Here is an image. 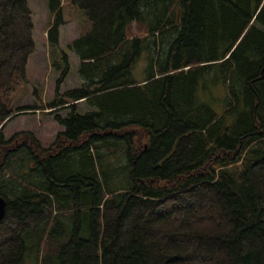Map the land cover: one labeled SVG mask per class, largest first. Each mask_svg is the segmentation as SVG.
I'll return each mask as SVG.
<instances>
[{"label":"trees","instance_id":"obj_1","mask_svg":"<svg viewBox=\"0 0 264 264\" xmlns=\"http://www.w3.org/2000/svg\"><path fill=\"white\" fill-rule=\"evenodd\" d=\"M45 1L57 46L63 3ZM69 1L90 23L69 45L82 87L59 94L63 56L53 100L13 110L34 25L0 0V264H264V0ZM63 108L46 149L4 136Z\"/></svg>","mask_w":264,"mask_h":264},{"label":"rangeland","instance_id":"obj_2","mask_svg":"<svg viewBox=\"0 0 264 264\" xmlns=\"http://www.w3.org/2000/svg\"><path fill=\"white\" fill-rule=\"evenodd\" d=\"M62 18L64 24L59 28V46L49 45L47 41V31L51 25V16L48 12L45 0H28V7L31 11L34 25L33 40L35 51L30 55L26 66L27 83L20 81L14 87L10 95L9 107L17 110L19 107L32 106L49 103L55 96L56 82L61 76V71L65 67L63 56H66L68 74L59 87V94H64L69 90L79 89L83 85L77 73L79 60L69 48L71 42L84 34L90 28L87 17L69 0H62ZM143 28L132 23L127 30L128 38L144 36ZM59 66V68L54 67ZM146 58L142 55L133 65L131 75L136 81H142L145 75ZM36 90V94H33ZM215 97L221 99L218 91H214ZM40 97V101L38 98ZM220 102L212 103L217 107ZM78 112L82 113L89 106L85 102L78 104ZM68 110L65 108L53 111L38 109L20 111L9 120L3 133L6 138L17 133H30L39 142L42 148L46 149L56 139L58 133L63 131L54 119L56 115L65 118ZM27 264H34L32 260H27Z\"/></svg>","mask_w":264,"mask_h":264},{"label":"water","instance_id":"obj_3","mask_svg":"<svg viewBox=\"0 0 264 264\" xmlns=\"http://www.w3.org/2000/svg\"><path fill=\"white\" fill-rule=\"evenodd\" d=\"M262 74H264V63L262 66ZM5 207H6L5 200L0 197V222L3 220V218L5 216Z\"/></svg>","mask_w":264,"mask_h":264}]
</instances>
